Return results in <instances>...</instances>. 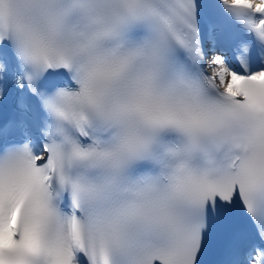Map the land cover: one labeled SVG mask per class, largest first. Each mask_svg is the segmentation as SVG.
Masks as SVG:
<instances>
[{"label":"snow or ice","instance_id":"snow-or-ice-1","mask_svg":"<svg viewBox=\"0 0 264 264\" xmlns=\"http://www.w3.org/2000/svg\"><path fill=\"white\" fill-rule=\"evenodd\" d=\"M0 264H264V0H0Z\"/></svg>","mask_w":264,"mask_h":264}]
</instances>
